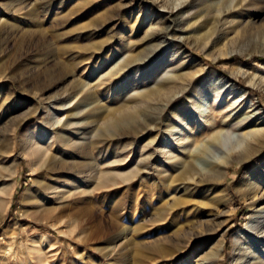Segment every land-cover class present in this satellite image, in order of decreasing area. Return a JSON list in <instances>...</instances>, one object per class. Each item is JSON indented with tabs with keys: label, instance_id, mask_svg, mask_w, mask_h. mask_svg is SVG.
Listing matches in <instances>:
<instances>
[{
	"label": "rangeland",
	"instance_id": "374dc122",
	"mask_svg": "<svg viewBox=\"0 0 264 264\" xmlns=\"http://www.w3.org/2000/svg\"><path fill=\"white\" fill-rule=\"evenodd\" d=\"M163 20L172 40L161 54L156 52L158 58L171 55L180 43V52L236 84L227 98L230 104L238 101L237 106L242 94V105L251 106L264 120V84L258 85V77L264 78V0H0V264L130 263L134 243L152 248L156 240L170 236L163 230L146 233L153 209L161 205L158 200L139 218L147 226L140 237L132 233L137 220L129 178L138 154L145 152L146 136L125 148L109 141L111 149L103 157L92 151L96 174L86 183L84 179L62 206L44 201L55 183L31 157L33 150L41 149L59 158L68 149L64 140H82L76 130L97 142L108 117L134 105L126 103L146 88L150 79L144 76L154 65H141L134 80L127 77L118 69L132 49L125 52L122 47L139 44L146 27ZM168 68L161 66L152 77L159 80L165 70L171 74ZM87 87L89 101L82 91ZM147 115L141 111L142 119ZM129 130L124 127L113 134L116 138ZM234 131L226 129L227 137ZM263 160L264 149L247 163L229 166L223 182L227 203L218 209L213 233H202V215L190 227L184 224L178 239L191 240L192 254L185 264H195L205 255L208 260L215 257L214 264H236V237L246 231L251 216L238 189L246 173L257 171ZM196 164L201 167L203 161ZM75 168L89 174L87 168ZM71 192L59 189L63 199Z\"/></svg>",
	"mask_w": 264,
	"mask_h": 264
},
{
	"label": "bare ground",
	"instance_id": "6f19581e",
	"mask_svg": "<svg viewBox=\"0 0 264 264\" xmlns=\"http://www.w3.org/2000/svg\"><path fill=\"white\" fill-rule=\"evenodd\" d=\"M258 9L259 7H255V10ZM162 19L161 16L160 20ZM183 19L178 18L179 22ZM139 23L136 26L137 31L141 30ZM166 25V20L150 24L139 44L122 47L125 52L132 49L118 69L127 77L134 80L141 65L151 62V67H154L151 73L144 76L150 79L146 88L126 103L134 105L128 108L129 111L123 110L115 115L112 113L113 116L108 117L109 121L103 123L104 133L97 136V142L93 136H83L82 131L76 130L75 135H81L82 140H64L68 149L63 150L59 158L51 157L41 149L31 152L36 168L46 170L55 183V187L47 189L43 196L44 201L50 206L54 203L62 206L68 198L76 194L84 179L86 183L96 174L97 169L91 159L92 151L98 157H103L111 149L107 144L109 141L116 142L114 146L123 145L125 148L134 146L136 139L144 136L149 139L145 152L138 154L130 172L133 220H137L134 228L132 227V233L140 237L141 231L147 226L139 218H144L152 202L158 200L161 205L153 209L150 217L151 228L146 233L156 234L163 230L171 237L156 240L154 243L158 244L152 248L134 243L133 256L131 260L127 259L130 263L124 261L120 264H160L159 259L167 264L187 263L192 255L189 253L191 240L187 242L178 239L184 224L187 223V227H190L189 223H194L202 215V233H213L211 226L218 209L227 203L223 182L229 166L247 163L264 149V120L251 106L242 105V94L239 95L241 102L237 106L238 101L230 104L231 100L227 99L236 91L235 83L214 76V72L206 69L194 57L180 52V43L171 55H161L158 58L156 52L160 50L161 54L163 45L172 40L171 29ZM153 42H159L156 48L150 46ZM95 51L99 53L102 49ZM161 59L164 61L158 63ZM161 66L170 67L173 72L165 74V70L162 72L163 77L155 80L152 75ZM62 74L63 71H60L58 75ZM66 79L67 77L63 81ZM259 84H264V78L258 77ZM82 88L83 85L79 90ZM89 90L91 89L88 87L82 90L86 94L83 93L85 100L88 101L91 94ZM41 92L34 93V96L41 95ZM210 93L213 95L210 96ZM220 101L223 105H218ZM249 109L250 111H246ZM141 111L148 113L146 118H141ZM59 123L58 121L56 124ZM124 127L130 128L129 133L124 132V135L115 138L113 133ZM231 128L236 132L227 137L226 129ZM227 139L232 140L233 144ZM75 157L83 159L85 163L72 160ZM200 159L203 161L202 168L196 164ZM75 167L87 168L89 174L76 170ZM75 171L78 172L74 173ZM67 174L70 175L69 179L66 178ZM100 177L104 181L108 180L104 175ZM245 179L243 187L240 186L238 191H241L247 202L251 216L246 231L236 237V264H264V160L257 171L246 173ZM66 187L73 193L63 199L59 195V189ZM191 230L190 228L189 233L193 237ZM223 243H219L220 250ZM184 253L186 256L176 261ZM215 260V257L208 260L205 255L195 264H214Z\"/></svg>",
	"mask_w": 264,
	"mask_h": 264
}]
</instances>
